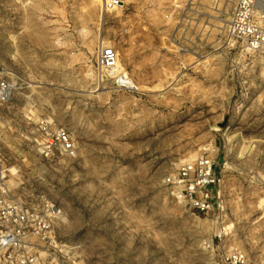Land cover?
<instances>
[{
  "label": "rangeland",
  "instance_id": "1",
  "mask_svg": "<svg viewBox=\"0 0 264 264\" xmlns=\"http://www.w3.org/2000/svg\"><path fill=\"white\" fill-rule=\"evenodd\" d=\"M176 6L179 26L165 18ZM114 8L0 0V72L13 80L0 103L11 197L60 210L49 249L58 264H222L233 249L264 264V50L227 38L228 0ZM107 45L136 90L100 68ZM61 129L70 151L57 143ZM202 152L226 162L221 214L195 213L166 183Z\"/></svg>",
  "mask_w": 264,
  "mask_h": 264
},
{
  "label": "built area",
  "instance_id": "2",
  "mask_svg": "<svg viewBox=\"0 0 264 264\" xmlns=\"http://www.w3.org/2000/svg\"><path fill=\"white\" fill-rule=\"evenodd\" d=\"M126 0H100L104 12L124 4ZM231 11L226 24L229 40L240 42L246 50H264V0H228ZM166 14L165 18L179 26L183 15ZM173 29L171 30V32ZM174 35V34H173ZM176 39L183 38L180 27ZM173 37V36H172ZM100 68L108 72L118 88L136 90L127 81L126 74L115 72L118 56L115 49L103 46L98 53ZM13 80L7 73L0 72V103H6L12 96ZM58 145L64 151L72 150V142L65 130L56 132ZM226 162L220 164L211 154L202 152L192 160L180 164L177 170L166 177L171 194L190 206L197 214L224 211L223 170ZM13 172L7 168L0 152V262L1 264H58L51 249L52 226L60 210L52 204L45 208L25 206L10 195ZM220 238V237H218ZM43 242V243H42ZM54 257V259L52 258ZM222 264H248L247 254L240 249L230 250L222 255Z\"/></svg>",
  "mask_w": 264,
  "mask_h": 264
},
{
  "label": "bare ground",
  "instance_id": "3",
  "mask_svg": "<svg viewBox=\"0 0 264 264\" xmlns=\"http://www.w3.org/2000/svg\"><path fill=\"white\" fill-rule=\"evenodd\" d=\"M93 2L94 3H98V5H99L100 0H93ZM112 9H115V8H112ZM115 72H123L124 73V67H123V64H122V62H121L119 57H118L117 65H116V68H115Z\"/></svg>",
  "mask_w": 264,
  "mask_h": 264
}]
</instances>
